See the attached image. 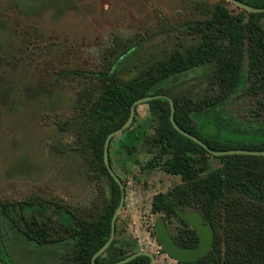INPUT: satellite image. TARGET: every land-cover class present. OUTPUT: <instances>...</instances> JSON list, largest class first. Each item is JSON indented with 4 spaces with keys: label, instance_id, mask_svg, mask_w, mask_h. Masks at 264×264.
<instances>
[{
    "label": "rangeland",
    "instance_id": "obj_1",
    "mask_svg": "<svg viewBox=\"0 0 264 264\" xmlns=\"http://www.w3.org/2000/svg\"><path fill=\"white\" fill-rule=\"evenodd\" d=\"M222 1L0 0V203L47 204L41 221L55 243L71 238L75 223L98 221L111 200V181L89 147L85 119L105 83L90 75L62 74L103 73L117 64L121 79L136 77L193 45L189 25L211 18L218 4L239 12ZM247 73L246 64L245 81ZM246 89L203 115L219 129L220 140L233 147L264 140V107ZM211 90L207 69L175 85L171 94L180 101H200L212 96ZM152 118L148 104L138 106L135 123L110 147L112 168L125 188L114 240L129 254L148 251L158 257L157 264H177L163 253L157 224L164 223L173 241L184 227L201 239L187 218L200 215L193 210H178L173 218L151 213L153 197L181 183L180 177L146 167ZM125 145L137 151L129 154ZM209 164L210 172L223 165L215 157ZM1 231L14 264H69L55 244L38 248L9 225L2 224ZM214 236L213 230L212 249Z\"/></svg>",
    "mask_w": 264,
    "mask_h": 264
},
{
    "label": "trees",
    "instance_id": "obj_2",
    "mask_svg": "<svg viewBox=\"0 0 264 264\" xmlns=\"http://www.w3.org/2000/svg\"><path fill=\"white\" fill-rule=\"evenodd\" d=\"M236 1L264 9V0ZM237 10L239 12L235 14L225 5L218 4L211 18L189 25L188 36L193 39V45L178 49L129 80L119 77L117 64L103 73L67 71L62 74L90 75L105 83L88 110L85 125L95 161L111 181V200L98 221L75 223L71 238L56 243L48 239L45 224L41 221L46 217L47 204L0 203L2 264H14L3 243L2 224L9 225L26 242L38 248L55 244L63 251L69 264H92L93 256L110 237L111 221L121 200L120 187L104 164V144L109 134L126 124L133 103L140 98H171L176 108V124L202 140L213 152L232 149L264 152V140L256 146L233 147L224 143L220 140L219 129L207 124L203 118L207 109L218 107L244 85H247V94L257 101L258 106L264 107V26L261 22L264 13ZM246 64L248 73L245 81L243 70ZM207 69L212 96L200 101H180L171 94L175 85L196 79ZM147 104L155 126L154 134L145 140V146L151 151L146 167L181 178V183L173 189L153 197L151 213L173 218L178 210H193L215 232L212 251L197 261H178L177 264H264V157L212 156L174 129L170 122V104L166 99L158 98ZM194 116L198 117L197 120ZM124 147L129 154L137 151L134 145ZM209 157L218 159L222 167L210 172ZM186 228L173 237L174 241L183 248H197L199 236H193L194 233ZM163 253L166 254L165 251ZM132 254L120 241L113 240L95 264H112ZM150 263L149 257L140 256L128 264Z\"/></svg>",
    "mask_w": 264,
    "mask_h": 264
},
{
    "label": "water",
    "instance_id": "obj_3",
    "mask_svg": "<svg viewBox=\"0 0 264 264\" xmlns=\"http://www.w3.org/2000/svg\"><path fill=\"white\" fill-rule=\"evenodd\" d=\"M228 3L233 4L235 7L239 8L240 10H243L247 13H253V14H261L264 13V9H256L251 6H249L246 3L239 2L236 0H224ZM158 98H163L166 99L171 108V113H170V122L173 125L174 129L179 132L181 135L185 136L186 138L190 139L194 143L198 144L201 146L203 149H205L207 152H209L212 156L215 157H221V156H233V155H244V156H256V157H264V152H259L256 150H245V149H232V150H227V151H221V152H213L211 151L208 146L200 140L198 137L190 134L189 132L184 131L181 129L175 121L174 114H175V104L173 100L167 96H148L144 98H140L136 100L132 107H131V112H130V117L126 124L119 130L109 134L106 138L105 144H104V151H103V158H104V164L106 169L108 170L110 176L112 179L118 184L121 190V200L120 204L112 218L111 221V234L110 237L107 241V243L93 256L91 263L95 264V261L102 256L107 249L111 246L114 238H115V233H116V223L118 220V217L124 207L125 204V188L123 182L120 180V178L116 175L114 172L111 164H110V155H109V147L111 141L116 138L117 136L122 135L125 133L133 124L134 118H135V111L136 108L140 105L147 104L153 100H156ZM188 221L195 227V229L198 231L200 235V244L197 248L194 249H188V248H183L177 246L172 237L168 234L166 227L164 223H159L157 224V236L158 240L166 252L168 256L173 258L176 261H182V262H190V261H196L203 256H205L211 249H212V242H213V230L211 227L204 225L202 222V219L198 215H191L188 216ZM140 256H147L150 258L151 263L150 264H155V255L151 252L148 251H140L132 254L131 256L120 260L118 262L112 263V264H128L135 260L136 258ZM0 264H2L0 260Z\"/></svg>",
    "mask_w": 264,
    "mask_h": 264
},
{
    "label": "crops",
    "instance_id": "obj_4",
    "mask_svg": "<svg viewBox=\"0 0 264 264\" xmlns=\"http://www.w3.org/2000/svg\"><path fill=\"white\" fill-rule=\"evenodd\" d=\"M165 256H166V255H163V257H165ZM155 259H156V260H155V264L159 263V260H158V257H157V256L155 257ZM169 259H170V260H173V261H175V262L177 263V261L174 260L173 258H171L170 256H169Z\"/></svg>",
    "mask_w": 264,
    "mask_h": 264
}]
</instances>
